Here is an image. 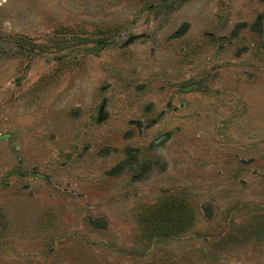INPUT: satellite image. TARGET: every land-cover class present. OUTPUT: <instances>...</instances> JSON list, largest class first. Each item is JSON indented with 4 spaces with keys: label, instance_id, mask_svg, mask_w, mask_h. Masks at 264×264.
I'll return each mask as SVG.
<instances>
[{
    "label": "rangeland",
    "instance_id": "1",
    "mask_svg": "<svg viewBox=\"0 0 264 264\" xmlns=\"http://www.w3.org/2000/svg\"><path fill=\"white\" fill-rule=\"evenodd\" d=\"M0 135V264H264V0H0Z\"/></svg>",
    "mask_w": 264,
    "mask_h": 264
},
{
    "label": "trees",
    "instance_id": "2",
    "mask_svg": "<svg viewBox=\"0 0 264 264\" xmlns=\"http://www.w3.org/2000/svg\"><path fill=\"white\" fill-rule=\"evenodd\" d=\"M148 212L153 218L175 219L178 222L177 227L179 229L186 227V221L192 218V209L190 206H188L184 200L178 198H171L163 203L155 205L153 208H150Z\"/></svg>",
    "mask_w": 264,
    "mask_h": 264
},
{
    "label": "flooded vegetation",
    "instance_id": "3",
    "mask_svg": "<svg viewBox=\"0 0 264 264\" xmlns=\"http://www.w3.org/2000/svg\"><path fill=\"white\" fill-rule=\"evenodd\" d=\"M187 89H189V88H183L182 90L185 91V90H187ZM5 136H6V135H5ZM5 138H7V136H6ZM5 138H2V139H0V140H3V139H5Z\"/></svg>",
    "mask_w": 264,
    "mask_h": 264
},
{
    "label": "water",
    "instance_id": "4",
    "mask_svg": "<svg viewBox=\"0 0 264 264\" xmlns=\"http://www.w3.org/2000/svg\"><path fill=\"white\" fill-rule=\"evenodd\" d=\"M5 137H6L5 135H0V139L5 138Z\"/></svg>",
    "mask_w": 264,
    "mask_h": 264
}]
</instances>
